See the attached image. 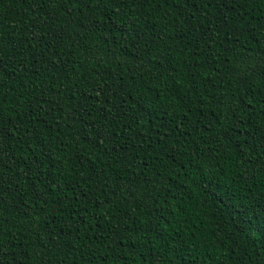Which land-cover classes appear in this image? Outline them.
<instances>
[{
	"label": "trees",
	"instance_id": "trees-1",
	"mask_svg": "<svg viewBox=\"0 0 264 264\" xmlns=\"http://www.w3.org/2000/svg\"><path fill=\"white\" fill-rule=\"evenodd\" d=\"M50 7L52 6L49 5L41 9L39 5L29 3L28 0H0V28L3 29L5 41L3 51L0 52V59L3 61L0 68L5 69L4 78L0 84H3L5 97L14 101L18 110H22L19 109L21 97L30 103L35 102L37 98L47 101L39 109L40 117L35 122L37 126L30 130V134L43 130L44 135L31 146L27 141L20 140L18 144L13 141L6 149L8 156L12 158L9 160V164L13 172L17 171V165L13 164L12 160L22 161L25 159L27 157L26 150L33 151L37 155L43 151L44 154L40 156L38 164L33 165L34 168L39 166L41 169L50 167V159H59L60 153L57 150L63 149L66 144L71 145L69 152L74 156L87 157L91 152V148L88 147L90 143L88 132L92 127L99 128L100 121L96 119V116L102 115L110 109L108 120L115 121L112 127L117 128V137L121 138L120 142L124 145L121 151L124 152V149L131 148V155L124 152L128 156V160L120 158L112 160L107 157L98 159L99 153L93 155L86 162L89 169L98 171L100 176L97 177L93 172L89 185H93L92 191H98L101 188V184L97 183L99 180L102 184H110L111 188L108 191L111 192L117 187L113 183V178L120 176L139 184L140 190L136 193L138 200L145 203H151L153 199L156 201L153 207L155 208L154 215L161 218L157 222L159 227L155 232L147 233L148 247L153 251L159 247V244H166L169 240H179L193 230L197 233L196 238H206L207 234L215 229L218 237L213 235V238L217 239L218 244L219 238L229 235L235 240L240 238L241 230L244 227L243 214L245 212L252 216L249 221L252 225L258 224L264 219V215L254 214L260 213L261 207L264 206V170L261 169L264 159L259 160V164H257V154L250 153L252 156L250 165H243L238 158V162L242 166L239 169H231L228 165L220 166L216 159L220 155L219 151H210V149L219 147L212 143L217 139L213 129L218 124L226 125L230 122L228 118L230 114L222 113H227V108L233 104L237 106L243 104L247 107L250 120L243 130H237L233 142L239 144V140H243L247 136L246 149L264 142V111H262L264 76L260 75V72L264 70V34H262L264 29L240 36L234 47L229 43V41L236 40L232 32H229L227 36L221 32L219 40L223 42L224 47L220 48L219 42L213 46L223 53L218 57L220 61L218 73L211 71L209 64L199 71L191 68V61L196 57H191L189 64H182L178 55L170 54L173 70L170 71L168 78L161 80L159 73H153L151 65L148 63V51L150 50L153 55H156L161 42L147 44L146 47V42L151 38L152 33L149 32L147 36L138 35L145 29L156 27V13L154 11L152 15L144 19H137L134 13L137 15L140 13L139 7L131 10L126 8L110 22L112 30L119 29L115 32L114 37H102L99 40L93 37L91 40V43L97 45L94 48L95 59L86 60L85 66L80 68V72L82 74L86 71L91 72L94 78L80 79V77H76L69 82L62 80L59 76L52 78V74L45 71L43 65L49 58L41 59L38 48L33 49L26 58L16 52V42L20 41L22 36L26 39L27 27L32 18L40 11L48 12ZM237 11L242 12L244 9L238 5ZM250 12L256 17V21L253 23L264 22V9H261L259 4L252 6ZM121 33H123L122 38H120ZM13 38L15 40L9 43ZM117 38H119L117 46L123 50V55L117 53V56L113 57L104 49L110 42L116 43ZM191 40L193 45L197 43L195 36H192ZM27 47L28 45L25 44L21 50L23 51ZM229 48L232 51H228ZM137 49L143 57L139 64L141 72L135 71L138 66L134 62ZM175 51L179 52L180 50L176 49ZM79 55L80 53H77V56ZM229 58L232 61L231 65L228 63ZM25 59L27 63L22 64L21 61ZM63 59L67 60L68 56H64ZM241 61H244V64H241ZM233 66L246 67L248 68L247 74L250 77L254 76V79L250 78L249 88L239 89ZM37 70H39L38 75H36ZM194 73L195 85L189 84L188 88H183L181 78L187 81ZM113 74H118V77ZM101 76L109 77V84L105 86V90L108 91L111 88L109 99L105 102L106 109H102L99 114L94 112L91 119L85 117L78 123L77 120L80 118L74 113L73 104L82 95H91L90 89L100 80ZM217 76L220 79H215ZM171 77H176V79ZM76 80H79L78 87L81 91L76 99L72 100L70 97L75 91L73 84L76 83ZM51 89H55V91H51ZM188 89H192V93L195 95L189 93ZM232 89H239L236 96L240 99L235 101L228 99ZM186 93L187 95H185ZM214 97H223L225 106L219 105ZM150 98L156 100L158 104L166 102L168 98H183L189 103L192 111L183 117V123L180 119L175 121L180 129L173 133L171 131L174 127L171 123L172 113L166 112L164 108H153L149 103ZM199 98H203V100L201 101ZM122 112L125 115L122 116ZM73 115H76V119L72 118ZM145 116H149L148 126L153 129L151 133L153 147L140 150L138 141L137 147L133 148L125 143L122 137L131 135L128 131L129 124L138 119L143 124ZM157 124L167 126V134L171 137L168 140L170 150L173 142H179L182 145L178 152L166 156L165 152L160 150L159 145L155 142ZM24 127L27 128V125ZM256 129L262 131L257 132ZM136 131H139L138 127ZM144 135L147 137L149 132L145 130ZM253 135L257 137L256 140H252ZM78 144L79 147H77ZM184 152H187L188 155H182ZM137 155L139 159L133 161L132 157ZM189 159L192 160V164H188ZM129 162L138 166L132 168ZM236 171H239L241 175H236ZM4 175L7 176V173ZM140 181L145 182L147 186L145 187L144 183H139ZM20 182L22 183V181ZM165 186L166 190L164 191L153 190L164 189ZM26 187L27 185H25ZM4 188L2 194L5 197V211L3 215L7 220L4 227L8 229L5 240L6 249L9 251V256L5 257L6 264H17V262L41 264V261H45L46 264V258L49 256L54 261L58 255L62 257L61 253L56 252V245L49 238L47 232L53 230L52 225L57 226L60 230L71 227L73 222L70 216L76 215V209L69 207L70 198L62 200L63 207L57 208L54 203L48 204L45 206V212H39L38 208L32 206L31 197L17 196L20 189H10L7 185ZM82 190H86L84 186H82ZM49 191L51 192V190ZM146 197L147 199H145ZM49 199L54 200L55 194L52 193ZM22 204L28 205L26 214H21L19 211ZM125 204H120V207L124 208ZM125 211L135 215L138 211L135 202ZM121 215L123 216L124 213L122 212ZM193 219H195L194 224L191 222ZM108 220L110 225L116 226V220L112 217H108ZM21 226L23 231H21ZM128 226L133 230L138 227L131 221ZM89 227L91 224L85 225L84 230L79 233L82 238L79 243L85 244V247L91 243L84 237V232L88 231ZM96 232L97 235L103 233L106 239L97 240L92 245L91 251L94 252V258L86 254L81 260L79 252L69 253L66 258L62 257L61 264H73V260L77 264H88L89 260H92V264H135L128 254H135L137 249L142 248L138 237H133L136 241V246L133 247L132 242L127 240L121 243L115 242L113 236L110 235V229H106L103 223L98 226ZM126 234L131 235L127 232ZM13 237H15L14 240ZM153 238L159 241V244H153ZM66 239L70 241L71 237H66ZM240 242L243 246L242 239ZM249 242L253 243L254 237ZM208 243L210 245V241ZM260 247H264V244ZM193 248L196 246L193 245ZM13 249L15 255L12 254ZM211 251L212 255H203V259H201L203 247H200L195 252L182 255L181 260L183 264H208L209 261L215 264V261L226 259L216 253L215 247H212ZM237 251L240 252L242 249H237ZM248 253V255L232 259L233 261L242 259L247 261V264H264V259L258 257L252 248L248 249ZM193 256H196L195 260H193ZM140 258L145 259L144 256ZM147 258L151 259V256Z\"/></svg>",
	"mask_w": 264,
	"mask_h": 264
},
{
	"label": "snow or ice",
	"instance_id": "snow-or-ice-1",
	"mask_svg": "<svg viewBox=\"0 0 264 264\" xmlns=\"http://www.w3.org/2000/svg\"><path fill=\"white\" fill-rule=\"evenodd\" d=\"M28 2L39 5L41 9L49 5L52 7L49 8L48 12L40 11L38 15L32 18L27 27L26 39L22 36L20 41L16 42V52L26 58L33 49L38 48L41 59L49 58L43 65L45 71L50 72L52 78L59 76L62 80L69 82L76 77H80V79L85 77L94 78L91 72L86 71L83 74L80 72V68L85 66L86 60L95 59L94 48L97 45L91 43V40L93 37L97 40L102 37H114L115 32L119 29L112 30L110 22L126 8L131 10L139 7L140 13L138 15L134 13L137 19H144L152 15L154 11L156 13V27L145 29L138 35L147 36L149 32L152 33L151 38L146 42V47L147 44L161 42L156 55H153L150 50L148 51V63L151 65L152 72H158L161 80L168 78L170 71L173 70L170 54L178 55L182 64H189L190 58L196 57L191 61V68L199 71L206 64H209L211 65V71L218 73V64L220 63L218 57L223 53L213 46L219 42L220 48L224 47L223 42L219 40L221 32L225 36L232 32L236 40L229 41V43L234 47L240 36L246 33H254L258 29H264V22L257 21L253 23V21H256V17L251 15L250 12V8L256 4L264 9V0H28ZM238 5L244 11H237ZM192 36L197 39L195 45L192 44ZM122 37L123 33L120 34V38ZM14 40L15 38L10 40L9 43ZM4 43L3 29L0 28V52L3 51ZM118 43L119 38L116 39V43L110 42L105 46L104 51L113 57L117 56V53L123 55V50L117 46ZM25 44L28 47L22 51L21 49ZM176 49L180 51L176 52ZM227 50L232 51L231 48ZM77 53H80V55L77 56ZM64 56H68V59L64 60ZM53 57L56 59H51ZM142 59L143 57L137 49L134 60L138 65L135 69L137 72H141L139 64ZM2 63L3 61L0 59V64ZM21 63H27V60H22ZM228 63L232 64L230 58ZM240 63L244 64V61ZM233 70L236 73L239 89L249 88L250 78L254 79V76L250 77L247 74L248 68L233 66ZM4 72L5 69L0 68V81L4 78ZM38 74L39 70L36 72V75ZM113 75L118 77V74ZM260 75L264 76V70L260 72ZM171 78L176 79V77ZM215 79H220V77L217 76ZM181 83L183 88H188L189 84L195 85V73L187 81L181 78ZM108 84L109 77L101 76L100 80L90 89L91 95L84 94L73 104L74 113L80 118L77 120L78 123L83 121L85 117L91 119L94 112L99 114L102 109H106L105 102L108 101L111 92V88L108 91L105 90V86ZM78 85L79 80H76V83L73 84L75 91L72 92L70 97L72 100H75L81 91ZM239 89H232L228 99L233 101L240 99L236 96ZM51 91H55V89H51ZM188 92L192 93V89H188ZM192 94L195 95V93ZM29 99L31 100V97ZM199 99L203 100V98ZM214 99L222 107L225 106L223 97H214ZM90 100L91 103H89ZM46 102L42 98H37L35 102L30 103L21 97L19 109L22 110H18L15 102L5 97L3 84H0V264H6L5 257L9 256L5 240L8 229L4 227L7 220L3 215L5 197L2 193L5 190V185L10 189H20L17 196L27 195L31 197L32 206L38 208L39 212H45V206L48 204L54 203L57 208L63 207L62 200L70 198L69 207L76 209V215L70 216L73 222L71 227L60 230L57 226L52 225L53 230L47 232L49 238L56 245V252L61 253L63 258H66L69 253L75 254L77 252L80 253L81 260L84 259L86 254L94 258V252L91 251L92 245L97 240L106 239L103 233L97 235L96 232L98 226L103 223L106 229H110V235L117 243L127 240L132 242L133 247H135L136 241L133 237L139 238L142 248L137 249L135 254H128L135 261V264H162V261L163 264H183L181 256L188 252H195L200 247H203L201 259H203V255H212V247H215L217 254L226 257V259L215 261V264H247V261L242 259L233 261L232 258L248 255L249 248H252L258 257L264 259V247H260L264 244V219L258 224L252 225L249 223L252 216L247 212L243 214L244 227L238 239L233 240L229 235L219 238L218 244L217 239L213 238V235L218 237L215 229L208 233L206 238H196L197 233L193 230L179 240H169L166 244H159V241L153 238L152 243L159 244V247L154 251L149 248L147 233L155 232L159 227L157 222L161 219L159 216L154 215L155 208L153 205L156 201L153 199L151 203H145L138 200L136 193L140 190L139 184L120 176L113 178V183L117 187L111 192L108 191L111 185L102 184L99 180H97V183L101 184L100 190L92 191L93 185H89L93 172L97 177L100 176L98 171L89 169L86 162L93 155L99 153L98 159L107 157L112 160L117 158L128 160V156L124 152L131 155V148L124 149V152L121 151L124 145L120 142L121 138L117 137V128L112 127L115 121L108 120L110 109L106 110L104 114L96 116V119L100 121V126L99 128L92 127L91 131L88 132L90 141L88 147L91 148V152L87 157L74 156L69 152L71 145L66 144L63 149L57 150L60 153V158L50 159V167L41 169L39 166L34 168L33 165L38 164L40 156L44 154L43 151L37 155L33 151L26 150L27 157L25 159L22 161L12 160V163L17 165V171L13 172L9 164V160L12 158L8 156L6 149L13 141L18 144L20 140L27 141L31 146L44 135L43 130L31 134L30 130L37 126L35 122L40 117L39 109ZM149 103L152 104L153 108H164L166 112L172 113L171 123L174 127L171 131L173 133L180 129L175 121L180 119L183 123V117L192 111L189 103L184 101L183 98H168L166 102L161 104L150 98ZM6 105L7 107H5ZM262 111H264V105H262ZM247 113L248 108L243 104L239 106L233 104L227 108V113H222L230 114L228 116L230 122L226 125L218 124L213 129L217 139L212 143L219 147L210 149V151L220 152L216 159L221 167L228 165L231 169H239L242 165L238 162V158L243 165H250L252 163L250 153L257 154V164H259V160L264 159V142L258 146L247 147V149V136L243 140H239V144L233 142L237 130H243L245 125L250 123ZM76 115H73L72 118L76 119ZM121 115L123 116L125 113L122 112ZM143 120V124L139 119L129 124L128 131L131 135L122 137L124 142L133 148L137 147L138 141L140 150L153 147L151 135L153 129L148 126L149 116L143 117ZM201 123L203 122L201 121ZM25 125H27V128L24 127ZM137 127L139 131H136ZM145 130L149 132L147 137L144 135ZM256 131L260 132L262 130L256 129ZM169 139L171 137L167 134V126L157 124L155 142L159 145L160 150L165 152L166 156L178 152L179 147L182 146L179 142H173L170 150ZM256 139L257 137L253 135L252 140ZM77 147H79V144ZM21 155L23 156L24 153L22 152ZM182 155H188V153L184 152ZM136 159H139L138 155L132 157L133 161ZM192 163V160L189 159L188 164ZM129 164L132 168L138 166L132 162H129ZM261 169L264 170V165H261ZM5 173H7V176L4 175ZM84 173H87V175H84ZM235 174L241 175L239 171H236ZM139 183H144L145 187L147 186L143 181ZM25 185H27L26 188ZM82 186L86 190H82ZM153 190L157 192L164 191L166 186L164 189ZM52 193L55 194L54 200L49 199ZM89 193H91V196H89ZM134 202L138 211L135 215H132L126 212L125 209L131 207ZM120 204H125L124 208H121ZM27 208L28 205L26 204L20 205V213L26 214ZM122 212L124 213L123 216L121 215ZM254 214L264 215V206L261 207L260 213ZM108 217H112L117 221L116 226L109 224ZM140 217H143V219H140ZM129 221L133 225H138L136 230L128 226ZM191 222L194 224L195 219ZM89 224H91V227L84 232V237L91 243H88L85 247V244L79 243L82 239L79 233L84 230L85 225ZM21 231H23L22 226ZM126 232L131 233V235H127ZM142 233L143 235H141ZM66 237H71V240H67ZM253 237L254 242L250 243L249 241ZM14 239L15 237H13ZM241 239L243 240V246L240 242ZM193 245L196 248H193ZM237 249H242V251L238 252ZM12 254L15 255L14 249ZM141 256H144L145 259H141ZM149 256H151V259L147 258ZM62 257L58 255L54 261L49 256L46 258V264H61ZM195 259L196 256H193V260ZM17 264H21V262H17ZM41 264H45V261H41ZM73 264H77V262L73 260ZM88 264H92V260H89ZM208 264H212V262L209 261Z\"/></svg>",
	"mask_w": 264,
	"mask_h": 264
}]
</instances>
